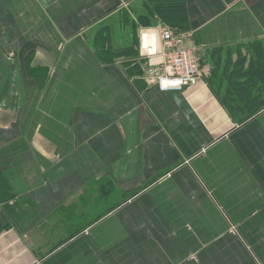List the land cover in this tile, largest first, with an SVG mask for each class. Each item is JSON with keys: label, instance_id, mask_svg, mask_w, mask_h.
<instances>
[{"label": "crops", "instance_id": "1", "mask_svg": "<svg viewBox=\"0 0 264 264\" xmlns=\"http://www.w3.org/2000/svg\"><path fill=\"white\" fill-rule=\"evenodd\" d=\"M158 26L197 85L131 63ZM254 40L264 0H0V264H264V84L233 118L212 57Z\"/></svg>", "mask_w": 264, "mask_h": 264}, {"label": "built area", "instance_id": "2", "mask_svg": "<svg viewBox=\"0 0 264 264\" xmlns=\"http://www.w3.org/2000/svg\"><path fill=\"white\" fill-rule=\"evenodd\" d=\"M202 47L193 32L165 26L140 32V58L146 61L143 75L149 86L164 91L182 90L198 84L206 69L201 63Z\"/></svg>", "mask_w": 264, "mask_h": 264}, {"label": "trees", "instance_id": "3", "mask_svg": "<svg viewBox=\"0 0 264 264\" xmlns=\"http://www.w3.org/2000/svg\"><path fill=\"white\" fill-rule=\"evenodd\" d=\"M101 35L105 41L110 39L107 29H103ZM127 53L128 51H124L119 55L121 57L129 56ZM132 55H135V53L133 52ZM223 56L226 57V68L232 65V67H235L233 74L236 71L238 72L237 76L232 77V74L231 80L229 79V89L233 86L236 92L230 89L223 96V103L233 118L244 121L258 111L257 107L249 111L244 109L243 106H240L239 101H244L245 104L251 101L250 103L252 104L257 98V96H254V89L258 88V91H262L261 85L264 84V45L261 40H254L235 47L217 48L212 54V57L216 59L215 64L219 65ZM138 57L136 61L131 63H136L135 69L143 76L147 67L146 61L141 59L139 55ZM240 114L241 116L239 117Z\"/></svg>", "mask_w": 264, "mask_h": 264}, {"label": "rangeland", "instance_id": "4", "mask_svg": "<svg viewBox=\"0 0 264 264\" xmlns=\"http://www.w3.org/2000/svg\"><path fill=\"white\" fill-rule=\"evenodd\" d=\"M197 85V84H196ZM194 86V85H193ZM189 87V86H188ZM191 87V86H190Z\"/></svg>", "mask_w": 264, "mask_h": 264}]
</instances>
